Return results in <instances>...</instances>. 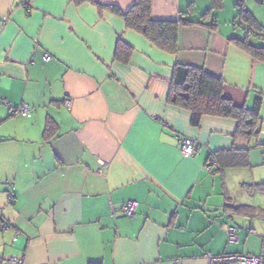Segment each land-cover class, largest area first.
Listing matches in <instances>:
<instances>
[{"label":"crops","instance_id":"1","mask_svg":"<svg viewBox=\"0 0 264 264\" xmlns=\"http://www.w3.org/2000/svg\"><path fill=\"white\" fill-rule=\"evenodd\" d=\"M216 1L152 0L154 19L193 23L171 54L98 8L126 12L135 0H0V264H209L207 254L262 252L263 215L235 193L245 170L264 166V61L236 40L264 44L238 19V0L228 16ZM244 4L264 31V4ZM177 64L223 80L236 106L262 96L256 143L234 139L233 119L197 127L169 103ZM179 137L200 152L184 156ZM235 147L250 148V167L205 169Z\"/></svg>","mask_w":264,"mask_h":264},{"label":"trees","instance_id":"2","mask_svg":"<svg viewBox=\"0 0 264 264\" xmlns=\"http://www.w3.org/2000/svg\"><path fill=\"white\" fill-rule=\"evenodd\" d=\"M81 4L88 0H74ZM245 0H238V19L245 22L251 29L252 35L264 42V31L258 26L254 17L245 9ZM222 0H217L215 8L222 7ZM99 10L109 9L124 19L127 28L143 35L157 48L175 54L178 51L179 30L183 26L193 24L190 20H157L152 16V0H135L133 6L126 12L115 6L98 5ZM254 29V30H253ZM245 50L256 58L264 61V45L256 46L248 40H236ZM264 44V43H263ZM225 84L223 80L214 77L202 69L177 64L171 84L169 103L191 111L193 126H199L204 116L229 118L237 122L234 139L244 140L249 145L256 143L261 133L262 121L260 96L253 108L236 106L224 96ZM50 129V123L46 133ZM48 134V133H47ZM250 148H237L211 155L210 159L217 162L219 171L227 169L248 168ZM209 159V160H210ZM259 186V185H258Z\"/></svg>","mask_w":264,"mask_h":264},{"label":"built area","instance_id":"3","mask_svg":"<svg viewBox=\"0 0 264 264\" xmlns=\"http://www.w3.org/2000/svg\"><path fill=\"white\" fill-rule=\"evenodd\" d=\"M20 1V0H19ZM26 7L29 6L31 0H23ZM45 60H51V56L46 54L44 56ZM31 113V109L28 105H22L17 109V114L21 117H26ZM179 148L182 154L186 157H194L200 152V147L198 143L188 137H179ZM217 168V162L214 159H210L206 164L205 169L209 172H212ZM12 196V193H10ZM139 207V203L136 201H131L124 205L121 209L124 216L132 218L135 216L136 211ZM9 226L8 222L3 219L2 213L0 211V229L5 230ZM235 227L228 228V236L231 242L235 240ZM206 258L209 264H264V240H263V249L259 255L252 254H241V253H224L221 255H210L207 254ZM11 264H23L22 260L17 258L10 259ZM177 261H175L176 263Z\"/></svg>","mask_w":264,"mask_h":264},{"label":"rangeland","instance_id":"4","mask_svg":"<svg viewBox=\"0 0 264 264\" xmlns=\"http://www.w3.org/2000/svg\"><path fill=\"white\" fill-rule=\"evenodd\" d=\"M236 2L237 0H225V8L226 7L227 8L226 10H224L223 13H225L226 16H228L229 7L231 9V7L234 6ZM244 172L246 173V176L243 177L242 180L245 179L244 184H246V186L243 187L245 191L243 190L244 191L243 194L237 191L235 193V196L238 198V200L242 199L245 203H248V204L251 203L252 206L257 208V212L263 215L262 217L264 218V166L254 167L252 172H248V170H245ZM229 187H230V184H229ZM232 188L233 187H231V190Z\"/></svg>","mask_w":264,"mask_h":264},{"label":"water","instance_id":"5","mask_svg":"<svg viewBox=\"0 0 264 264\" xmlns=\"http://www.w3.org/2000/svg\"><path fill=\"white\" fill-rule=\"evenodd\" d=\"M254 2H256L257 4H264V0H253Z\"/></svg>","mask_w":264,"mask_h":264}]
</instances>
